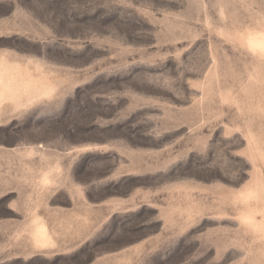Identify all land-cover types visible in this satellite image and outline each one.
I'll use <instances>...</instances> for the list:
<instances>
[{"label": "rangeland", "instance_id": "rangeland-1", "mask_svg": "<svg viewBox=\"0 0 264 264\" xmlns=\"http://www.w3.org/2000/svg\"><path fill=\"white\" fill-rule=\"evenodd\" d=\"M0 264H264V0H0Z\"/></svg>", "mask_w": 264, "mask_h": 264}, {"label": "bare ground", "instance_id": "bare-ground-1", "mask_svg": "<svg viewBox=\"0 0 264 264\" xmlns=\"http://www.w3.org/2000/svg\"><path fill=\"white\" fill-rule=\"evenodd\" d=\"M3 78L4 77H0V93H3L9 86H12L11 83H8V81H3Z\"/></svg>", "mask_w": 264, "mask_h": 264}]
</instances>
